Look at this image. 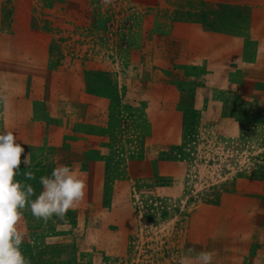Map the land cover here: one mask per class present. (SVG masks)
Instances as JSON below:
<instances>
[{"label": "rangeland", "instance_id": "rangeland-1", "mask_svg": "<svg viewBox=\"0 0 264 264\" xmlns=\"http://www.w3.org/2000/svg\"><path fill=\"white\" fill-rule=\"evenodd\" d=\"M8 131L86 181L31 264H264V0H0Z\"/></svg>", "mask_w": 264, "mask_h": 264}, {"label": "clouds", "instance_id": "clouds-1", "mask_svg": "<svg viewBox=\"0 0 264 264\" xmlns=\"http://www.w3.org/2000/svg\"><path fill=\"white\" fill-rule=\"evenodd\" d=\"M18 140L11 131L0 132V264H31L21 247L25 242L19 229L23 210L28 208L36 219L47 222L54 216L65 217L85 197L86 181L69 165L42 176L43 190L38 195L32 184L17 180L22 154L25 167L30 164L29 153ZM24 175L27 180L35 179L30 171ZM179 264H213V254L201 251L195 257L183 256Z\"/></svg>", "mask_w": 264, "mask_h": 264}]
</instances>
